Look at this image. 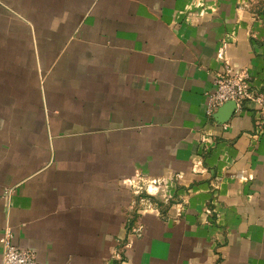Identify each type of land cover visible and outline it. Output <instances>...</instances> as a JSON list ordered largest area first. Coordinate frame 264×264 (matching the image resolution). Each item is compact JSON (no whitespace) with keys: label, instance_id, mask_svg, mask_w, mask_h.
Returning a JSON list of instances; mask_svg holds the SVG:
<instances>
[{"label":"crops","instance_id":"obj_1","mask_svg":"<svg viewBox=\"0 0 264 264\" xmlns=\"http://www.w3.org/2000/svg\"><path fill=\"white\" fill-rule=\"evenodd\" d=\"M226 62L264 94V0H0V238L41 264H264L255 104L206 113ZM137 173L169 202L139 212Z\"/></svg>","mask_w":264,"mask_h":264},{"label":"built area","instance_id":"obj_2","mask_svg":"<svg viewBox=\"0 0 264 264\" xmlns=\"http://www.w3.org/2000/svg\"><path fill=\"white\" fill-rule=\"evenodd\" d=\"M214 90L209 93L206 113L212 116L213 113L228 101H235L237 110L242 108L245 100H252L255 104L257 113L255 121L256 133L264 131V94L253 88L249 82V75L246 70H237L230 63L226 62L222 69L215 72L213 80ZM227 128V124H223ZM213 134H205L202 137L204 143L211 144ZM200 161L194 165L195 171H199L197 166ZM197 167V168H196ZM126 184L135 194L142 195L143 208L139 212L151 210L149 202L151 196L162 195V199L169 202L172 195L169 192L170 181L166 178H155L142 173L135 174L134 177L126 180ZM175 208L180 211L183 209V202H175ZM14 233L11 227L7 226L0 238L2 245V263L1 264H41L34 250L30 248H20L13 243ZM130 246L127 242L123 249L125 251ZM123 249H115L112 254L113 260H123Z\"/></svg>","mask_w":264,"mask_h":264},{"label":"water","instance_id":"obj_3","mask_svg":"<svg viewBox=\"0 0 264 264\" xmlns=\"http://www.w3.org/2000/svg\"><path fill=\"white\" fill-rule=\"evenodd\" d=\"M237 110V105L235 101H228L224 105L218 108L216 113L214 114V117L220 122V123H226L232 115Z\"/></svg>","mask_w":264,"mask_h":264}]
</instances>
